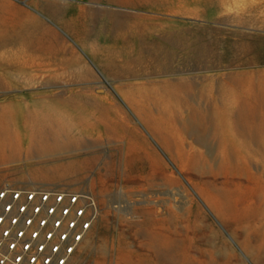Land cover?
Here are the masks:
<instances>
[{
	"label": "bare ground",
	"instance_id": "6f19581e",
	"mask_svg": "<svg viewBox=\"0 0 264 264\" xmlns=\"http://www.w3.org/2000/svg\"><path fill=\"white\" fill-rule=\"evenodd\" d=\"M29 1L38 11L15 0H0V90L22 83L56 85L63 81L88 80L89 75H95L90 64L75 44L70 43L55 26L56 23L68 29L82 44L101 51L100 58L105 62L106 70L117 80L149 136L141 124L135 122L120 102L112 97L113 94L108 91L97 93L99 86L87 82L81 99H77L71 86H66L58 91L40 92L37 102L26 108H20L13 102L0 105V152L5 159L20 156L21 124L28 128L31 143L27 154L34 161L75 153L83 145L92 146L101 139L105 140V136L109 143H114L123 136V132L133 129L163 164L167 162L160 149L178 161V150L173 140L177 135L186 141L182 134L187 133L208 147L206 151L196 153L193 161L192 167L201 177L251 174L255 164L250 159V151L260 155L264 145V134L261 132L264 131V69L225 75L223 92L218 96H208L195 82L183 76L162 83L165 95L145 96L132 91L122 78L140 74L135 66L145 61H156L167 71L182 72V69L194 64L214 65V59L209 62L205 61L206 57L217 56L219 61L224 60V52L216 50L208 40L205 30L209 27L190 25L147 10L165 8L168 12L198 15L202 12L201 7L180 3L169 7L161 0H107L129 9L98 7L71 0ZM219 1L223 5L230 2ZM233 1L239 3L244 11L249 7L246 5L252 8L257 4L255 0ZM75 5L78 12L72 9ZM239 20L247 24L253 18ZM210 30L218 29L211 27ZM241 35L244 40L240 44L244 50L250 51V40L255 35L247 32ZM237 53L234 61L240 60L241 63L255 62L258 58L251 54H262ZM241 93L244 97L240 102L236 101ZM102 97L112 99L116 114L121 117L111 115L112 109L99 101ZM66 104L75 107L86 104L94 109L89 111L81 107L70 110ZM258 116H263L262 122H257ZM80 125L88 126L92 130L90 134L74 132V128ZM230 136L238 140L239 148H234ZM214 144L218 149L213 150ZM190 148L197 151L194 143ZM218 152L223 158L217 157ZM107 156L110 157L109 154ZM93 158L68 159L32 170L38 176L51 177L89 165ZM260 180L263 184L259 195L264 196V176ZM166 193L169 197L165 208L167 214L159 219L163 221L158 222L160 230H155L156 226L152 223L147 251L137 264H210L212 259L238 256L231 241L217 230L215 224H210V230L215 235H209L193 223L190 215L180 210L173 198L176 193L174 187ZM206 199L217 214L232 226L236 236L239 239L241 236L240 243L254 261L264 264V199L255 216L258 224L247 230H242L245 216L230 212L228 199L211 194H207ZM121 206L128 214L136 215L131 204L121 203ZM136 219L139 221V218ZM85 247L90 253H108L105 242L97 241L96 237L93 241L89 240Z\"/></svg>",
	"mask_w": 264,
	"mask_h": 264
},
{
	"label": "rangeland",
	"instance_id": "374dc122",
	"mask_svg": "<svg viewBox=\"0 0 264 264\" xmlns=\"http://www.w3.org/2000/svg\"><path fill=\"white\" fill-rule=\"evenodd\" d=\"M15 1L38 11L29 0ZM71 1L92 4L98 7L129 9L127 6H119L107 0ZM161 1L163 5L169 7L179 5V3L190 7H201L202 12L198 15L168 12L165 8H147V10L149 13H157L184 21L190 25L209 27L205 30L208 40L211 41V45L216 50L224 52V60L219 61L217 56L206 57L205 61L214 59L212 60L214 65L194 64L188 66L185 70L182 69V72L179 70L167 71L156 61L142 62L135 66L141 71L140 74L122 77L132 91L145 96L162 95L164 94L162 83L178 80L183 76L195 82L197 87L202 88L208 96H218L219 93L223 92V77L225 75L237 71L264 69V0H255L257 4L252 8H250V5H246V7L249 6L246 11L242 10L239 3L233 0H230L226 5H223L219 0ZM72 9L74 12H78V6H72ZM44 16L47 19L49 18L48 15ZM240 18H253V20L250 23L243 24L240 22ZM54 24L70 43L75 44L82 57L92 67L95 75H89L88 80L63 81L56 85L45 82L34 85H24L22 83L8 89H2L0 90V105L5 106L13 102L20 108H26L29 104L34 105L37 102V99L40 98V92L45 90L58 91L66 86H71L76 92L77 99H81L84 94L83 87L89 82L99 86L97 93L105 94L108 91L113 94L112 97L120 102V105L126 109L130 117L145 129L137 112L130 106L124 96L125 94L120 90L117 80L106 70L105 62L100 58L101 51L87 47V45L77 40L68 29L62 28L56 23ZM211 27L218 30H210ZM240 32L255 35L250 40V51L244 50V47L240 44L244 40ZM238 51L259 52L262 54L260 56L251 54V56L254 55L258 58L255 62L241 63L240 60L234 61L237 59ZM243 97V93H241L240 96H237L236 101L240 102ZM99 101L112 109L111 115H117L111 98L102 97ZM67 107H70V110L81 107L89 111L94 109L86 106V104L81 105V107L68 104ZM117 117H121V115H117ZM262 117L258 116L257 122H262ZM74 129V132L82 131L88 134L92 131L85 125L76 126ZM20 131V156L16 159H5L0 152L2 157L0 158V187L9 181L17 185L87 187L95 190L108 205L90 239V241H93L96 237L97 241L103 240L108 253L101 251L90 253L88 250L86 251L84 246V250L73 264H137L147 251L151 240L149 230L152 223L156 226L155 230H160L157 225H160L158 222L163 221L159 219L167 214L165 208L169 197L166 190L172 187L176 191L173 196L174 201L179 204L180 210L190 215L193 223L209 235H215L210 230V224H215L217 230L231 241L232 248L238 254L237 257L212 259L209 261L210 264H259L254 261L240 243L241 236L240 239L236 236L232 226L217 214L215 208L209 204L206 196L211 194L218 198L228 199L229 211L236 214L241 213L245 216L244 229L242 230L255 227L258 224L255 216L258 215L260 204L264 199V196L259 195V188L263 184L260 178L263 179L264 176V145L261 148L260 155L250 151V159L254 161L255 167L252 169L251 174H248L249 176L234 173L229 176L223 175L215 178L212 175L201 177L193 169L196 153L206 151L208 147L195 141L194 136L187 133L182 134L186 141H182L177 135L173 140L178 150V161L164 153L163 149H160L167 162V164H163L162 160L153 153L152 149L144 142V139L133 129L123 132V136L114 143H109L104 135L105 140L101 139L92 146L83 145L75 153L40 161H34L27 154L31 143L27 126L21 124ZM261 132L264 134L263 130ZM145 133L149 136L146 129ZM226 135L229 137L230 134L227 133ZM229 139H232L234 148H239L238 140H234L231 136ZM150 140L157 144L152 137H150ZM192 143L196 145V152L190 148ZM216 147V144H214L212 146L213 150L218 149ZM87 156H94L93 161L73 172L45 177L36 175L32 170L37 166L49 167L61 161ZM217 157L221 159L223 155L218 152ZM121 203H124V205L131 204V208L134 209L136 215L128 214ZM136 218H139V221Z\"/></svg>",
	"mask_w": 264,
	"mask_h": 264
},
{
	"label": "built area",
	"instance_id": "2783aa9c",
	"mask_svg": "<svg viewBox=\"0 0 264 264\" xmlns=\"http://www.w3.org/2000/svg\"><path fill=\"white\" fill-rule=\"evenodd\" d=\"M108 205L87 187H0V264H73Z\"/></svg>",
	"mask_w": 264,
	"mask_h": 264
}]
</instances>
